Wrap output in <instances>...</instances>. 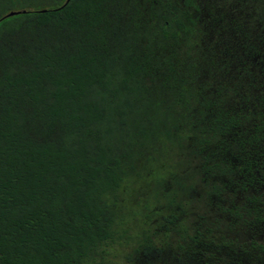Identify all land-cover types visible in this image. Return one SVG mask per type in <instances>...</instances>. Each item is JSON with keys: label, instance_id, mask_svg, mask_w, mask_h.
<instances>
[{"label": "trees", "instance_id": "obj_1", "mask_svg": "<svg viewBox=\"0 0 264 264\" xmlns=\"http://www.w3.org/2000/svg\"><path fill=\"white\" fill-rule=\"evenodd\" d=\"M66 1L0 0V264H264V0Z\"/></svg>", "mask_w": 264, "mask_h": 264}, {"label": "rangeland", "instance_id": "obj_2", "mask_svg": "<svg viewBox=\"0 0 264 264\" xmlns=\"http://www.w3.org/2000/svg\"><path fill=\"white\" fill-rule=\"evenodd\" d=\"M181 164V165H180ZM173 166L176 174L189 173L194 169L187 158H174L172 161L159 163L153 165L148 169L146 174L135 184H129L125 187L122 194V202L127 207L130 219L128 223L129 234L132 237L140 235L143 230H153L158 223V203L151 195L152 184L155 177L158 178V173ZM202 206V207H201ZM199 206L197 203L192 204L186 209H190L191 214H203L205 208L203 205ZM189 212V211H188ZM190 214V213H189ZM193 220V219H192ZM220 232V230L218 231ZM224 233V232H223ZM138 237V236H136ZM128 249H121L113 252L112 260L115 263H123V256Z\"/></svg>", "mask_w": 264, "mask_h": 264}, {"label": "water", "instance_id": "obj_3", "mask_svg": "<svg viewBox=\"0 0 264 264\" xmlns=\"http://www.w3.org/2000/svg\"><path fill=\"white\" fill-rule=\"evenodd\" d=\"M68 2H69V0L66 1V4H67ZM23 14H25L24 11H20V12H10V13H8L7 15H5V16L1 19V21L5 20V19H7V18H11V17H15V16H18V15H23Z\"/></svg>", "mask_w": 264, "mask_h": 264}]
</instances>
